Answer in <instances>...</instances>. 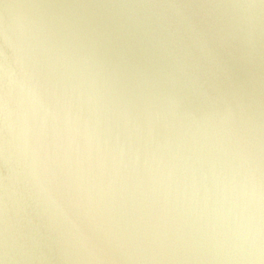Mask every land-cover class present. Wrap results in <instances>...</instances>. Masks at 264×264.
Wrapping results in <instances>:
<instances>
[{"label": "water", "instance_id": "obj_1", "mask_svg": "<svg viewBox=\"0 0 264 264\" xmlns=\"http://www.w3.org/2000/svg\"><path fill=\"white\" fill-rule=\"evenodd\" d=\"M0 264H264V0H0Z\"/></svg>", "mask_w": 264, "mask_h": 264}]
</instances>
